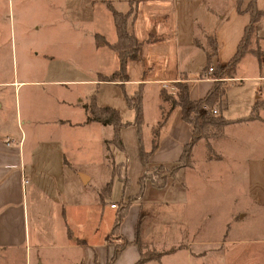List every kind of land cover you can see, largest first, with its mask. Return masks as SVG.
<instances>
[{
    "label": "crops",
    "instance_id": "obj_1",
    "mask_svg": "<svg viewBox=\"0 0 264 264\" xmlns=\"http://www.w3.org/2000/svg\"><path fill=\"white\" fill-rule=\"evenodd\" d=\"M104 1L107 5V0ZM108 1L124 12L132 6L131 0ZM256 1L257 6L264 9V0ZM249 2L242 0L238 8L237 0H140L137 15L129 19L128 27L144 45L138 59L128 60L129 79L123 81L101 78L102 75L112 74L120 65L118 51L107 43L95 41L98 49L104 48L106 55L115 59L108 70L103 67L96 70L95 65L90 70L86 67L89 62H82L81 65L76 55L62 54V30L56 26L58 10L48 5L45 13L47 16L38 22L34 32L39 41L38 51L26 52L28 63L24 66L23 78L0 79V256L5 255L12 264H33L29 253L34 244L37 249L34 264H108L116 245L126 238L131 242L122 248L114 264H135L142 256L141 247L134 242L137 231L144 243L156 245L152 240H145L142 225L144 204L150 198L162 202L161 197L169 189L174 190L171 198L175 196L176 189L181 196L185 192L191 193L181 201L193 225L190 236L195 238L190 242L189 249L185 250L195 252L190 253V260L205 255L203 251L206 248L197 246L205 238L203 224L196 219L201 202L197 192H194L195 185H199L201 180L208 186L215 182L225 185L232 178L230 173L241 163L246 168L245 175L248 176L249 165L254 167L253 175H264V146L256 142L243 144L240 150L245 153L237 154V160H234L237 162L229 164L228 172L220 168L216 172L218 178H214L215 169L211 171L213 165L225 163L224 160L230 157L225 153V148L221 149V143L213 144L220 154L219 157H213L209 154L207 141V152L201 154L202 163H198L196 146L203 143L204 138H201L194 145L193 162L181 165L173 175L168 176L164 186H157L151 179H147L141 189L140 178L149 167L178 165L184 144L192 138L191 126L182 117L181 108L171 109L170 102L163 100V90H171L174 82L183 80L188 83L191 98H201L207 94L215 82L213 73L207 70L209 37L217 41L212 66L229 61L235 55L250 22L251 13L246 9ZM112 17L115 27L113 12ZM261 23L258 34L263 55L259 60L255 54L247 52L239 62L237 76L227 80L229 88L225 96L228 106L223 114L232 121L224 126L218 142L229 135L228 130L232 126H235V131L238 127L247 126L264 133V106L256 111V116L247 117L257 101L264 102V18ZM113 29L109 38L102 32L96 34L100 33L109 42H114L117 30L116 27ZM30 33L27 31L25 34L26 48L32 46L29 42ZM32 54L40 64L31 62ZM247 61L253 62L251 71L243 69ZM141 82L144 83L142 103L145 120L140 140L134 122L135 109L127 103L126 92L131 95ZM102 84L106 86L104 88H109V92L98 89V85ZM93 98L100 106L117 107L121 119L130 122L120 130L123 148L111 141L114 137L112 124L87 118L84 105ZM239 109L241 111L235 114ZM166 113L168 119L159 128L158 146L148 162H145L142 157L143 148L147 151L151 149L154 138L152 128ZM102 125H111L113 129L112 137L104 136L112 157L108 153L107 161L104 162L108 178L106 175L101 176L98 185L90 188L88 186L93 184L99 174L74 160L71 149L74 147L70 143L68 131L75 135L87 129L86 135H92L94 129L99 130ZM28 138L32 139L30 164L36 167L35 174L30 175L35 182L37 222L34 224V234L30 222L28 225L21 222L20 202H16L9 194L10 184L18 178V172H13L12 167L27 165L23 149ZM111 142L122 150L118 158V151L110 149ZM41 147L47 155V161L44 159L42 163L37 153ZM112 159L116 164L122 162L123 165L113 177L112 187L107 189L111 178L109 160ZM201 170L203 174L201 172L202 176L199 177L197 173ZM182 171H185V178L179 180ZM116 185L118 191L113 195ZM242 193L248 196L246 190H241ZM46 194L53 197L50 205L42 202ZM259 195H253V199L264 202V194ZM132 196L134 199H130ZM260 201L254 200V204L263 206ZM113 202L117 205L121 203L120 207L127 204V212L117 231L115 222L121 210L120 207H112ZM231 219L232 216L227 220L225 229ZM115 232L118 234L112 238ZM158 262L165 264L164 257L162 262Z\"/></svg>",
    "mask_w": 264,
    "mask_h": 264
},
{
    "label": "rangeland",
    "instance_id": "obj_2",
    "mask_svg": "<svg viewBox=\"0 0 264 264\" xmlns=\"http://www.w3.org/2000/svg\"><path fill=\"white\" fill-rule=\"evenodd\" d=\"M115 1L118 2V0ZM48 5H53L55 6L54 10H58L59 20L58 23L56 22V26L62 30V54L65 56L70 55V53L76 55L81 60V65H83L82 62L86 64L89 62L86 67H89L90 70L92 65H95L96 70L102 67L108 70L115 59L113 60L109 54L106 55L103 51L104 48L100 47L98 49L95 42L97 32H102L109 38L114 31L113 28H115L112 12H110L104 0L95 2L93 0H0V79L23 78L24 66L28 63L26 52L38 51L39 41L34 32L38 22H41L43 17L47 16L45 13ZM126 7H128V4ZM27 31L32 32L29 34V42L32 46L28 48L25 45V34ZM33 57L34 55L31 58V62L41 63L36 60V57ZM248 62L243 65L244 71H251L253 68V62ZM86 69L88 70V68ZM34 74H36V71ZM150 86H153V84ZM104 87L106 86L103 84L98 85V89H101V91L109 92V88ZM171 87V90L169 89L171 93L175 92L176 86L173 85ZM240 111L239 109L235 114ZM234 127L232 126L228 130L229 135L221 142L218 141L223 135L222 130L224 127L208 124V126L202 128L204 132L202 138L204 139L202 140L203 143L196 146L197 162L202 163L200 158L203 152H207V141L209 142V154L213 157L220 156L215 146H213L214 143L216 145H219V143L223 144L221 149L225 148V153H228L230 157L224 160L225 163L213 165L211 171L215 169L214 173L218 172L220 168L227 171L229 164L232 165L237 162L234 161L237 160V154L245 153L240 150L243 149V144L256 142V144L264 146L263 132L247 126H237L238 128L235 131ZM112 130L111 125H102L101 129H94L92 135H86L87 129L82 130V134L79 132L75 135L68 131L70 143H73L72 147H74L71 148L74 160L86 165L91 170L97 171L99 174L95 181L92 182L93 184L88 186L90 188L98 185V181H101V176L106 175L108 178V171L104 162L107 161L109 150L107 149L108 142L106 141L107 143H105L104 136L112 137ZM235 139H238L239 142ZM203 144L206 145L204 146ZM109 146L113 151H118V154H116V158H118L122 150L117 148L113 142ZM31 149L32 139L28 138L23 149L27 165L25 167L23 165L12 167L13 172H18V178H15V183L10 184L9 194L16 199V202H20L21 222H24V225H28V222H30L32 234H34V224L37 222L36 197L34 196L33 186L35 182L30 175L35 174L34 168L36 167L30 164ZM45 152L42 147L37 151L41 163L44 159L47 161ZM193 155L191 163L193 162ZM148 169L147 173L154 172L156 168L149 167ZM245 169L243 163L239 164L238 168L232 174L230 173L229 176H232V178L225 185L215 182L208 186L203 180H201V183L199 182V185H195L194 192H197L198 199L201 202L199 205L200 210L198 211L199 215L196 219L203 224V236L205 238L197 246L202 245L206 248L203 251L205 255L197 257V259L190 260V253L194 254L195 252L185 250L189 249L191 246L190 242L195 240L194 236H190L193 231V225L190 223L187 209L182 204V198L189 196L191 193L185 192L181 196L179 193L177 194L178 189H176L175 196L171 198L174 190L169 189L161 197L163 198L162 202L155 198H150V200L145 202L142 220L145 240H152L158 246L154 245V243L152 245L145 244L148 250L164 252L158 261L162 262L164 257L165 264H264V202L259 199H253V195L260 196V193L264 194V188H262V186L264 187V175L261 173L259 176L253 175L254 167L249 165L247 167V176L244 174ZM201 172L203 174L202 170L197 173L199 177L202 176ZM213 176L218 178L217 173ZM178 178L179 180L185 178V171H182ZM241 190H246L248 196L243 193L242 195ZM116 191H118V185L114 186L113 195ZM71 197L73 196L71 195ZM176 197L178 198L176 199ZM179 198L181 199L179 200ZM130 199H134L133 196ZM254 200L260 201L263 206H256ZM42 202L50 205L53 203V197H49L47 194L43 195ZM120 205L121 203H118L117 208ZM7 206L11 205L8 204ZM231 216L232 219L225 229L227 220ZM117 234V232L113 233L112 238ZM36 250L33 244V248L29 253V259H32L33 264ZM4 256H0V264H12ZM158 261H152L148 264H158Z\"/></svg>",
    "mask_w": 264,
    "mask_h": 264
},
{
    "label": "trees",
    "instance_id": "obj_3",
    "mask_svg": "<svg viewBox=\"0 0 264 264\" xmlns=\"http://www.w3.org/2000/svg\"><path fill=\"white\" fill-rule=\"evenodd\" d=\"M132 6L127 11H120L115 8V6L107 0V5L109 6L111 12H113L114 23L117 30V38L114 42H109L102 34H96V41L107 43L113 49L118 51V56L120 58V65L115 71L110 75H102V79L105 80H128L129 74L127 73V62L132 59H138L144 43L140 41L136 33L128 27L129 19L135 18L137 15V7L140 0H131ZM242 0H237L238 8L241 6ZM246 9L251 13V19L249 24L245 28V32L239 42L238 48L235 55L227 62L219 64L214 67L213 76L215 82L213 87L207 92V94L201 98H191L189 94V86L187 81L177 80L174 82L176 86V91L172 92L168 89H164L162 92L163 100L170 102L171 109L180 107L182 110V117H184L191 126L192 138L189 142L184 144V150L179 158V164L173 167H168L166 165L155 166L154 172L144 173L141 176V189H143L146 178H150L153 183L157 186H164L168 182V176L173 175L176 170L181 165L191 164V157L193 155L194 145L203 137L204 132L202 128L208 126V124H213L218 127H224L227 123L232 121L228 119L224 114L223 110L228 106V100L226 99V93L229 88L227 80L232 77H236L238 73L239 62L247 52L255 54L259 60L263 55V52L259 45L260 36L258 31L260 30L262 23L261 20L264 18V9L257 6L256 0H250L247 4ZM210 48H207L206 54L208 55L207 69L212 65L213 55L217 51V41L214 38L209 37ZM255 43V44H254ZM254 44V45H253ZM144 83H139L138 89L134 92L128 94L126 92V100L130 106L135 109V120L137 124L138 133L140 134L141 140V129L144 124L145 118H143V93H144ZM85 108L88 113V119L97 120L105 124H112L114 127V137L113 141L116 145L123 148V139L120 134L121 127L130 122H124L121 119L119 109L110 105H98L94 98L90 103H86ZM216 106V107H215ZM264 106L263 101H257L254 106L252 113L247 117L256 116V111ZM217 108L218 112H214L213 109ZM167 113L164 114V118L159 121V123L152 128V133H154L153 143L150 150H145L143 147L142 157L145 162H148L152 153L158 146L159 139V128L167 121ZM240 119V118H239ZM242 119V118H241ZM109 156L112 157V153L109 152ZM109 165L111 169V178L107 183L106 188L110 189L113 184V177L119 171V168L123 165L122 162L116 164L114 160H109ZM127 204L120 207V214L118 215L115 222V229H119L121 219L126 214ZM131 241L126 238L120 244H117L113 254L111 255L108 264H114V261L120 254L122 248L130 243ZM135 243H138L141 247V257L136 261L135 264H147L152 261V259H161L164 254L163 251L148 250L146 244L139 237V232H136V237L134 239ZM173 250V249H170Z\"/></svg>",
    "mask_w": 264,
    "mask_h": 264
},
{
    "label": "built area",
    "instance_id": "obj_4",
    "mask_svg": "<svg viewBox=\"0 0 264 264\" xmlns=\"http://www.w3.org/2000/svg\"><path fill=\"white\" fill-rule=\"evenodd\" d=\"M213 69H214V67L211 65V66L208 67L207 70H209L210 72H212ZM213 111H214V112H217V109L214 108ZM111 206H112V207H117L118 205H117L115 202H113V203H111Z\"/></svg>",
    "mask_w": 264,
    "mask_h": 264
}]
</instances>
